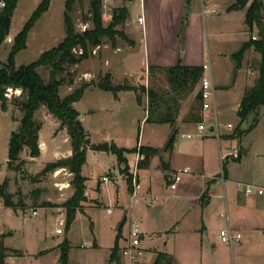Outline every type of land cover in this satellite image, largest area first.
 Listing matches in <instances>:
<instances>
[{
    "label": "crops",
    "instance_id": "obj_1",
    "mask_svg": "<svg viewBox=\"0 0 264 264\" xmlns=\"http://www.w3.org/2000/svg\"><path fill=\"white\" fill-rule=\"evenodd\" d=\"M235 1L104 0L108 2V7L126 8L131 17L129 24L132 28L128 35L134 43L126 49L119 48L120 50L124 49L127 53L142 47L145 66L149 69L170 68L180 64L185 67L208 65L209 69L204 71V75L212 80L215 96L213 108L204 112L202 100L199 103L196 101L198 94H201L199 82L198 93L194 95L193 91L182 99L173 125L152 123L166 127L165 143L161 146L152 144L153 140L145 144V135L143 138L141 136V126L137 128L138 138L132 147L118 145L115 140L97 142L83 124L85 114L80 117L92 145L115 144L125 149L149 147L161 151L159 157L153 156L149 165L142 169H138V163L142 159L138 152L126 155L130 173L136 174L138 178V197L133 201L134 187H131L128 178L124 177V167L119 165L116 156L88 148L87 160L82 168V176L86 178L87 200L81 203L76 217L83 216L88 219L95 249L102 247L98 243L96 228L102 224L109 225L111 230L115 228L113 241L106 249L103 264L116 263L110 262V258L117 242L121 257V250L127 244L133 223L139 224L142 231V248L145 242L148 247L143 248L145 256L141 264L155 263L160 253L168 256L172 264H264V195H258L256 192L247 195L243 190L247 185L264 189V107L260 109L259 122L252 130L242 129L241 123L236 125L232 121L225 129L220 119L227 112H233L234 116L240 119L238 112L241 102L246 91L255 85L261 62V55L254 48L246 51L240 63L235 57L244 44L254 36H259L257 29H254L253 33L248 30L245 22L246 10H231ZM49 10L50 6L46 13ZM140 16L144 17V24L138 22ZM182 24H185L183 43ZM140 27L143 34L137 33ZM113 53L118 55L114 49ZM252 61L257 64V69L252 68ZM115 62L118 64V61L106 63L107 73L112 75L115 85H121L115 78L116 73L113 74L112 69L109 70V67L116 65ZM245 66L250 76L256 77L252 82H249L247 76H241ZM116 68L121 78L125 77L127 69L123 66H115ZM234 69L237 73L233 82L224 80V76L227 74L228 77ZM94 90L110 94L109 97H103L112 100L115 108H122L127 94L135 96L138 106L143 108V98L140 95V104L137 99L139 93L135 91H122L115 96L112 92L91 86L85 90L84 95ZM144 110L145 117L141 123L149 124L146 122L148 109L145 107ZM206 121L209 125L218 123L215 134L193 139L181 137L197 133L198 125ZM228 125H232V128H228ZM235 126L238 127L235 129ZM171 139L173 141L169 146ZM260 144L263 146L259 147ZM236 150L239 154L234 157L232 154ZM69 152L67 156H72V149ZM164 152L165 160L162 158ZM131 157H134L133 161ZM105 163L108 165L107 170L100 174L97 169ZM187 167L191 172L183 175L176 190L171 189L174 177ZM151 171H154L153 175ZM254 174L256 176H253ZM107 175L111 180L106 183L103 178ZM258 179H262L263 185H258ZM121 183H127L129 200L119 193ZM74 193L73 188L68 193L66 202ZM140 203L143 212L135 207ZM19 209L12 210L19 214ZM155 210H159L158 219L152 214ZM196 210L202 216V223L185 225L188 216ZM34 212L37 214L34 215ZM34 212V217L59 222V227L51 235L54 242L52 248L44 249L35 256L45 257L52 254L55 261L61 264L60 245L65 239L69 240L70 247L72 244L68 236L72 226L66 230V208L62 207L60 212ZM215 223L220 224L219 232L213 226ZM59 229L62 230L60 234ZM226 229L241 234V241L233 245L222 243L220 233ZM200 230L204 233L201 234ZM13 232L11 230L8 234H0L7 236L5 245L10 250L6 264H27L23 250L8 246L7 240L12 237ZM164 233L163 239L161 235ZM60 235L64 238L58 239Z\"/></svg>",
    "mask_w": 264,
    "mask_h": 264
},
{
    "label": "rangeland",
    "instance_id": "obj_2",
    "mask_svg": "<svg viewBox=\"0 0 264 264\" xmlns=\"http://www.w3.org/2000/svg\"><path fill=\"white\" fill-rule=\"evenodd\" d=\"M47 1L49 2L50 10L38 20V23H36L29 34L27 48L16 56L17 67L37 61L44 52L57 47L66 37L64 14L67 0ZM42 2L44 0L19 1L13 15L10 33L0 47V63L8 62L14 38L24 28L33 12ZM107 5L108 2L103 0L102 12L105 27L111 22L112 10L117 9ZM135 10L136 8L133 9V13ZM71 16L76 32L83 33L93 28L92 23H84L85 18L90 17L88 0L79 2ZM129 18L131 19V17ZM129 18L128 21L117 27L119 31L124 33L125 38L118 37L116 46H113L108 39H104L103 45L94 49L88 60L76 66L66 65L64 72L56 74L57 79L61 81L60 96L64 98L84 84L97 82L100 76L107 74L106 63L110 62L112 64L113 61H118V64L115 62V66H123V68L127 69L125 77L121 78L120 73L117 72L118 68L115 69V66L112 67L111 64L112 68L109 67V70L112 69L113 74L116 73L115 78L119 84H128L138 89V93L143 98V108L138 106L135 96L132 94H127L122 108H115L111 102L112 100L106 98L110 94L101 93L99 90L90 91L74 105L77 111L80 112V117L85 114L83 120L85 128L91 132L93 139L97 142L115 140L118 145L132 147L138 138L137 128L141 126V136L143 138L145 135V144L153 140L152 144L161 146L165 143V125L141 123L145 117L144 108L148 109L150 104V99L146 93L148 90L153 89L158 94L163 95L170 93L171 90L165 73L155 72L152 75L149 73V68L145 66L142 47L125 53L124 49L134 43L128 35L130 28H132L129 24ZM137 33L143 34L142 27ZM228 47L230 48V46ZM119 48L124 49L120 50ZM113 49L116 50L118 55L113 53ZM251 63L252 68L257 69V64L254 61ZM38 71L44 81L48 83L51 77V69L40 68ZM236 73L235 69L230 72L228 77L224 73V80L232 83ZM241 73V76H247L249 82L256 79V77L250 76L246 66ZM142 87H144L145 93L142 91ZM197 93L198 85L194 89L193 94L196 95ZM105 95L106 97H103ZM7 97L8 110L4 112L0 107V185L6 182L8 193L13 195V202L23 206H20L19 209L21 213L16 214L12 209H6L0 199V234H8L11 230L14 231L12 237L7 240L8 246L23 250L26 254L24 261L27 264H58L52 254L45 257L35 255H38L44 249L52 248L54 242L51 235L59 227V222L34 217L32 212H60L62 207L64 208L68 193L73 189V175L68 169L63 168L44 175L41 174L50 163L72 157L70 155L67 156L70 153L69 150L72 149L68 130L62 128L61 122L51 115L45 107H41L35 115V120L41 125L39 147L43 154L41 153L37 158H31L28 156V150H25L21 154V159L24 161L21 169L19 171L10 169L8 167L10 137L12 132L20 126L23 113L19 109V105L26 100V95L21 90L10 89L7 92ZM220 119L225 129H227V124L230 121L236 125L241 123V120L236 118L233 112H227ZM250 124V121L246 122L242 124L241 128L248 129ZM205 125L208 126L209 122L206 121ZM237 127L235 126L234 128L236 129ZM262 128L264 135V125ZM258 146L263 145L260 144ZM156 155L159 157L161 151ZM162 158L165 160V152L162 154ZM131 160L133 161L134 157H131ZM106 163L97 169L100 174L107 170L108 165ZM150 173L153 175L154 171ZM130 175L133 177L134 173L129 171L124 177L128 178ZM253 176L256 175L254 174ZM106 177L109 178L110 182V177L108 175ZM258 180V185H263L262 179ZM119 193L126 197L127 200L130 199L127 183L120 184ZM135 207L143 212L141 203ZM158 212L159 210H155L152 213L154 217L156 216V219L160 218L157 216ZM160 216L162 217V214ZM201 223L202 216L197 210L191 213L184 222L185 225L191 226ZM213 226L219 232L220 224L215 223ZM125 229L127 230L126 227ZM200 231L201 234L204 233L202 230ZM95 233L98 237V243L102 246L100 249L93 248L94 240L90 233L88 219L83 216L76 217V221L68 235L72 242L69 264H103L104 254L108 246L112 244L115 228L111 230L109 225L102 224L96 228ZM63 234L65 235V230ZM164 235L165 233L161 235L163 239ZM63 238L64 236L62 235L58 236V239ZM193 238L196 239V237ZM146 243L144 244L145 246L143 245L144 249L148 248ZM148 264H152V262Z\"/></svg>",
    "mask_w": 264,
    "mask_h": 264
},
{
    "label": "trees",
    "instance_id": "obj_3",
    "mask_svg": "<svg viewBox=\"0 0 264 264\" xmlns=\"http://www.w3.org/2000/svg\"><path fill=\"white\" fill-rule=\"evenodd\" d=\"M20 0H6V7L0 13V47L10 33L12 19ZM82 0H67L65 5L64 24L66 37L58 44L57 47L44 52L40 58L29 65H16V56L27 48L29 33L32 31L38 20L49 9V2L44 0L33 12L31 18L25 24L24 28L14 38V44L8 57L7 63H0V107L6 112L8 110L7 92L10 89L21 90L26 95V100L19 105L23 113L20 126L13 131L9 142V161L8 167L19 171L24 164L21 154L28 150V156L37 158L41 151L39 147V134L41 125L35 120V115L41 107H45L48 112L61 122L62 128L68 130L71 140L72 157L50 163L41 174H46L58 169H68L73 175L72 185L75 193L69 199L64 207L67 210L66 230L68 231L81 209V203L86 201L85 182L86 178L82 176V168L87 160V150L90 147L95 151L112 153L116 156L119 165L124 166L122 172L129 173L128 160L126 155L138 152L142 159L138 163V169L145 168L149 165L150 159L159 151L149 147L140 149L119 148L115 144L92 145L89 135L84 129L80 120V113L75 108L85 90L95 86L100 90L112 92L115 96L122 91H135L136 87L128 84L115 85L112 75L107 73L99 77L97 82L84 84L75 92L62 98L60 96L61 81L57 79L56 74L64 72L65 66H76L81 62L88 60L92 51L104 43V39L111 41L116 46L117 40L125 38L123 32L117 27L125 23L129 18V12L126 8L112 10L111 22L105 27L103 20V0H88L89 15L84 23H92L93 28L83 33L76 32L72 13L76 5ZM231 10H246V25L249 32L253 33L254 29L258 30L257 40L250 39L235 55L240 63L247 50L254 48L261 55L259 64V76L255 85L246 91L240 105L238 116L241 124L251 122L249 130L255 128L259 122V111L264 107V1L263 0H236ZM185 24H182L181 43H183V32ZM40 68L51 69V77L48 83L44 81L39 74ZM156 71L165 73L170 93L163 95L156 91L148 90L147 97L150 99L148 107L147 123L173 125L179 113L181 101L194 91L204 75L203 67H185L181 64L170 68H150L149 73L152 75ZM142 91L145 93L144 87ZM141 94L137 96L141 104ZM197 103L201 101V94L196 98ZM174 138V137H173ZM173 139H171L170 144ZM168 146V147H169ZM128 183L132 187V175L128 177ZM0 199L7 208L18 209V205L13 202V195L7 191V183L0 185ZM24 208V207H23ZM6 235H0V264H6L9 249L5 245ZM61 264H69L70 243L65 239L60 245ZM110 262L122 264L119 256V246L116 243L112 250ZM154 264H172L168 256L160 253Z\"/></svg>",
    "mask_w": 264,
    "mask_h": 264
},
{
    "label": "built area",
    "instance_id": "obj_4",
    "mask_svg": "<svg viewBox=\"0 0 264 264\" xmlns=\"http://www.w3.org/2000/svg\"><path fill=\"white\" fill-rule=\"evenodd\" d=\"M6 7V0H0V13L5 9ZM144 17L140 16L138 19V22L140 24H144ZM253 40H257V38L254 36ZM204 71H207L209 69L208 65H204L203 67ZM200 93H201V100H202V107L203 111H209L213 108V100L215 96V89L213 87L212 80L208 76H203L200 81ZM214 128V132H210V128ZM218 128V123L211 124L206 126L205 123H201L197 127V133H190L182 135L181 137L183 139H193L196 137H205L210 134H215L216 129ZM228 128H232V125H228ZM239 154V151L236 150L232 155L237 157ZM191 172V169L189 167L184 168L179 171V173L174 177V181L171 183L170 188L173 190L177 189L178 184L182 181L183 175L189 174ZM104 182H109L108 177L103 178ZM132 185L134 187V193L132 195V200H136L138 197V194L136 192V189L139 187L137 182V175L134 174L132 177ZM244 192L247 195H251L254 192H256L258 195H264V189L247 185L243 188ZM34 215L37 213L34 212ZM58 233H62V230L59 229ZM141 237H142V231L140 229L139 224L133 223L130 230V235L127 241L126 246L121 250V257H122V264H141L142 259L145 256V251L142 248L141 244ZM220 238L222 243L226 245H233L234 243L240 242L242 235L239 233L233 232L231 229H226L221 231Z\"/></svg>",
    "mask_w": 264,
    "mask_h": 264
},
{
    "label": "water",
    "instance_id": "obj_5",
    "mask_svg": "<svg viewBox=\"0 0 264 264\" xmlns=\"http://www.w3.org/2000/svg\"><path fill=\"white\" fill-rule=\"evenodd\" d=\"M210 132H212V133L214 132V128H213V127H212V128H210Z\"/></svg>",
    "mask_w": 264,
    "mask_h": 264
}]
</instances>
